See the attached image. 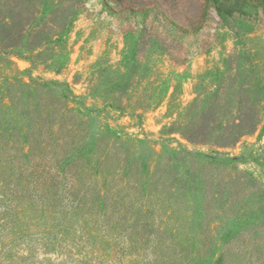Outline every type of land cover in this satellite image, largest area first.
I'll use <instances>...</instances> for the list:
<instances>
[{
	"label": "trees",
	"instance_id": "16d2710c",
	"mask_svg": "<svg viewBox=\"0 0 264 264\" xmlns=\"http://www.w3.org/2000/svg\"><path fill=\"white\" fill-rule=\"evenodd\" d=\"M65 6L66 0H0V64L18 57L60 71L65 61L57 58L58 42L80 10L72 4L63 11ZM231 59L211 82L198 85L192 104L162 135L177 132L192 143L229 146L264 122V57L247 54L233 66ZM112 70L107 66L100 73ZM117 72L122 79L135 74L127 67ZM96 73L88 72L86 95L65 80L0 82V199L15 206L21 197L16 193L28 192V220L43 214L124 222L138 242L149 244L145 250L140 246L143 264H205V247L178 238L179 231L203 219V206L201 213L192 206L199 200L193 198L197 188L193 183L185 189L182 168L186 163L194 174L193 169L229 166L237 157L171 146L164 155L148 138L126 140L100 121L102 110L88 99L100 96L105 106L134 113L150 99H143L145 88L138 83L95 85ZM221 240L209 264H229L228 241Z\"/></svg>",
	"mask_w": 264,
	"mask_h": 264
},
{
	"label": "rangeland",
	"instance_id": "374dc122",
	"mask_svg": "<svg viewBox=\"0 0 264 264\" xmlns=\"http://www.w3.org/2000/svg\"><path fill=\"white\" fill-rule=\"evenodd\" d=\"M72 4L80 10L64 42H58L63 68L33 66L29 59L14 57L11 65L0 64V82L65 80L77 94L86 95V77L94 68L99 72L95 85H142L143 99H150V105L135 113L105 106L100 96L88 103L99 107L100 121L123 138H148L164 155L171 146L237 157L229 166L193 169L194 174L184 163L185 189L194 183L193 198L199 200L192 206L200 213L203 206V219L179 231L178 238L205 247V264L222 237L228 241L225 263L264 264V122L229 146L192 143L177 132L162 135L164 127L192 104L198 85L211 82L226 59L231 57L233 66L247 54L264 57V5L250 0H66L62 10ZM53 8L54 13L62 11ZM107 66L114 71L101 75ZM120 67L130 68L134 76L122 79ZM16 194L21 197L15 206L0 199V264L146 261L140 246L146 249L149 244L138 242V234L126 223L91 216L86 221L76 215L67 220L37 214L28 220V192Z\"/></svg>",
	"mask_w": 264,
	"mask_h": 264
}]
</instances>
